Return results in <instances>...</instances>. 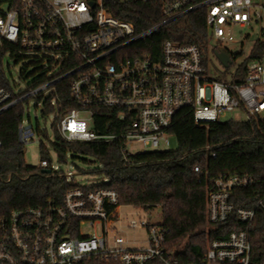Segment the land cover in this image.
Here are the masks:
<instances>
[{"label":"built area","instance_id":"1","mask_svg":"<svg viewBox=\"0 0 264 264\" xmlns=\"http://www.w3.org/2000/svg\"><path fill=\"white\" fill-rule=\"evenodd\" d=\"M138 5L155 7L164 20L138 29L113 12L131 14L127 8ZM198 11H205L209 45L215 39L234 41V26L256 25L264 32V0H0V114L21 104L20 143L42 138L39 119L33 123L26 112L32 105L43 117L50 102L54 120L56 85L69 79L77 107L60 120L61 136L80 142L118 140L125 157L169 147L170 127L184 108L192 111L197 123L223 122L235 110L245 111L244 120L264 123V53L249 62L244 81L227 82L207 74L196 44L145 43L161 26ZM213 47L216 51L223 46ZM22 60L34 67L28 74L15 72ZM95 108L116 112L122 130L92 131ZM135 145L140 146L137 151ZM69 158L70 153L66 162ZM39 167L63 174L74 187L60 203L15 209L1 220L0 264H264V248L261 256H254L247 229L211 239L201 259L185 261L168 244L169 230L163 223L119 212L121 206L140 207L121 204L116 189L102 186L109 181L106 176L93 173L97 182L91 185L76 182L75 171H62L50 159H41ZM255 183L248 174L214 178L207 193L209 222L225 223L235 215L250 226L257 211L264 212V198L254 207H242L232 196L234 190ZM96 225L102 227L101 235L84 233ZM129 228L146 230L144 246L126 245L128 240L119 233ZM262 229L264 241V222Z\"/></svg>","mask_w":264,"mask_h":264},{"label":"trees","instance_id":"2","mask_svg":"<svg viewBox=\"0 0 264 264\" xmlns=\"http://www.w3.org/2000/svg\"><path fill=\"white\" fill-rule=\"evenodd\" d=\"M124 14H114L134 22L138 29L152 27L164 19L151 5L129 7ZM165 40L181 44L193 43L202 51L203 61L209 50V34L205 11L190 13L161 26L145 43L159 47ZM264 53V42L258 41L244 62L240 63L237 79L245 80L250 61ZM236 57H234V62ZM58 111L51 124L52 148L59 161L66 162L67 154L81 159L93 168H79L84 173L106 176L109 181L102 186L118 191L121 204L146 210L160 206L163 225L169 230L168 244L177 249L185 261L202 258L207 244L214 238H226L230 232L247 229L255 257L263 254L264 212L258 210L253 223L246 226L235 215L225 223H210L207 218V193L218 176L248 174L256 183L234 190L232 201L237 206L254 207L264 198V123L258 120H228L197 123L189 108L181 109L174 117L170 133L177 140L176 149L149 150L126 157L120 151L118 140L67 141L60 132V120L77 105L71 97L69 79L57 83ZM23 106L18 104L0 114V222L12 210L44 205L48 201L60 203L64 194L74 187L58 172L46 173L44 168L29 165L24 147L19 141L18 126L23 117ZM54 112L47 102L43 110L46 118ZM116 112L95 108L91 129L97 133H119ZM49 138L46 129H39ZM42 159H48V148L41 139ZM216 153V156H213ZM195 167L199 170L196 171ZM1 237V226H0Z\"/></svg>","mask_w":264,"mask_h":264},{"label":"rangeland","instance_id":"3","mask_svg":"<svg viewBox=\"0 0 264 264\" xmlns=\"http://www.w3.org/2000/svg\"><path fill=\"white\" fill-rule=\"evenodd\" d=\"M231 34L234 37V41H223L221 43L220 40H213L211 43L212 45H209V50L206 54V67H207V74L219 81H233L237 79V71L238 66L240 63L244 62L246 57L249 55V53L252 51L253 48H255V45L258 41L264 42V32L261 30L259 26H253L252 28H239L238 26H234L231 29ZM246 35H249L247 38H244ZM222 46L227 48L232 54L233 57H236L235 62L231 64L229 68H226L222 65L218 57L215 53V47L213 46ZM33 65H27L26 60L19 61L15 65V72H22L25 74H28L33 70ZM27 114L31 116V119L33 123H36V117L39 119L38 122V130L41 128H46L48 132L49 138L44 137H36L34 141L28 143L24 147V155L25 160L29 165L39 166L42 156L40 153V144L41 139L44 140L48 151H49V157L50 161L52 162L54 167H58L62 171L67 172L68 170H73L77 174L75 175V181L79 183H88V184H95L97 181L95 177L93 176V173H89L86 175H83L82 173L76 171L79 168L88 169L91 168V166L81 159H73L69 158L68 162L62 163L59 161L57 157V153L51 146L50 140L53 139V130L51 127V124L53 122V115L50 114L49 117H42L39 110L35 109L34 106H30L29 110L26 112V118ZM246 118V114L244 110H235L228 112L226 116L223 118L224 121L228 120H236L241 121ZM40 127V128H39ZM171 145L169 147L162 146L161 149H176L177 148V140L174 136L170 137ZM140 148L139 145H135L133 150L137 151ZM152 150V149H151ZM150 150V151H151ZM119 212L121 214H125L127 212L133 213L132 217L137 216H143L148 219L150 223H162L163 222V213L162 208L160 206L151 207L150 209L146 210L144 208H135V207H127V206H121L119 209ZM89 231H95L98 235L102 234V227L100 225H96L95 227H88L84 230V233ZM119 236L124 237L128 240L127 246L128 247H140L145 245V239H146V230L136 228L132 229L129 228L126 230L125 233H119Z\"/></svg>","mask_w":264,"mask_h":264},{"label":"water","instance_id":"4","mask_svg":"<svg viewBox=\"0 0 264 264\" xmlns=\"http://www.w3.org/2000/svg\"><path fill=\"white\" fill-rule=\"evenodd\" d=\"M215 53L224 67L229 68L231 66V64L233 63V59L227 48L219 47L218 49H216ZM44 171L46 173H49L50 169H44Z\"/></svg>","mask_w":264,"mask_h":264}]
</instances>
